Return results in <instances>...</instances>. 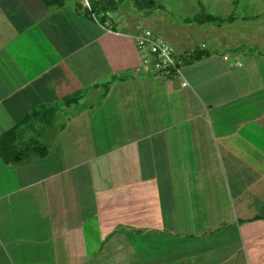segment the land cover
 <instances>
[{
  "label": "crops",
  "instance_id": "0c3cea01",
  "mask_svg": "<svg viewBox=\"0 0 264 264\" xmlns=\"http://www.w3.org/2000/svg\"><path fill=\"white\" fill-rule=\"evenodd\" d=\"M158 7L115 0L100 20L81 0H0V134L53 106L19 127L44 155L0 158V264H264V48L239 33L252 17L194 6L177 25ZM212 24V46L189 44ZM143 27L206 54L182 76L138 74Z\"/></svg>",
  "mask_w": 264,
  "mask_h": 264
},
{
  "label": "rangeland",
  "instance_id": "374dc122",
  "mask_svg": "<svg viewBox=\"0 0 264 264\" xmlns=\"http://www.w3.org/2000/svg\"><path fill=\"white\" fill-rule=\"evenodd\" d=\"M159 7L156 9L160 18L171 19L172 22L177 25H181V18L186 16H192V10L194 6L198 9L209 12L212 14L227 15L234 12L235 15L244 17L250 15L251 20H245L242 22L239 33L244 37L243 41L255 42L256 48H264V0H237V4L233 3V0H155ZM232 1V2H231ZM233 3V5L231 4ZM245 13H248L247 15ZM194 15V14H193ZM170 23V22H169ZM185 26V25H184ZM226 26V25H225ZM203 27V26H202ZM218 26H213L210 29L209 35H205L201 32L193 34L192 38H189V44H197L200 47L201 42L210 43L211 40H215L214 35H212L211 30L222 31V26L220 29ZM155 34V33H154ZM156 35V34H155ZM246 40V41H245ZM196 46V47H197ZM193 50V49H192ZM191 50V51H192ZM189 51V52H191ZM189 53L188 51H183ZM57 118L56 123L63 118V114ZM50 136L54 131H48Z\"/></svg>",
  "mask_w": 264,
  "mask_h": 264
},
{
  "label": "trees",
  "instance_id": "16d2710c",
  "mask_svg": "<svg viewBox=\"0 0 264 264\" xmlns=\"http://www.w3.org/2000/svg\"><path fill=\"white\" fill-rule=\"evenodd\" d=\"M49 7H57L64 3L65 0H42ZM91 5V10H86L87 14L91 13L96 16L100 15L98 18L104 20V12L110 10L114 7L115 0H89ZM136 8H148L152 9L158 6L155 0H132ZM236 5L237 0H233ZM103 13V14H102ZM207 22H217V18L214 16H208L206 19L202 20ZM206 54L201 49H193L191 52L183 58V63H188L189 61L200 58L202 55ZM75 100L73 96L64 97L65 105H69ZM51 105H42L36 107L21 119V121L15 126L5 130L0 134V158L6 163H18L23 161L29 155L42 156L47 152V148L41 144L35 138L26 139L20 133V128L22 125L31 126L32 122H39V125L48 122L52 117ZM34 126V125H33Z\"/></svg>",
  "mask_w": 264,
  "mask_h": 264
},
{
  "label": "built area",
  "instance_id": "2783aa9c",
  "mask_svg": "<svg viewBox=\"0 0 264 264\" xmlns=\"http://www.w3.org/2000/svg\"><path fill=\"white\" fill-rule=\"evenodd\" d=\"M81 3L87 10H91L89 0H81ZM91 15L96 17L93 13ZM134 38L140 56V63L135 67L136 73L160 78L182 76L186 52L175 51L168 42L146 27L141 28ZM181 84L186 85V80L183 79Z\"/></svg>",
  "mask_w": 264,
  "mask_h": 264
}]
</instances>
